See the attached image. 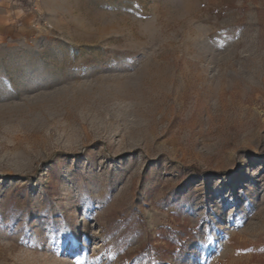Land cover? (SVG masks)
<instances>
[{
  "label": "rangeland",
  "instance_id": "obj_1",
  "mask_svg": "<svg viewBox=\"0 0 264 264\" xmlns=\"http://www.w3.org/2000/svg\"><path fill=\"white\" fill-rule=\"evenodd\" d=\"M0 264H264V0H0Z\"/></svg>",
  "mask_w": 264,
  "mask_h": 264
},
{
  "label": "trees",
  "instance_id": "obj_2",
  "mask_svg": "<svg viewBox=\"0 0 264 264\" xmlns=\"http://www.w3.org/2000/svg\"><path fill=\"white\" fill-rule=\"evenodd\" d=\"M174 237L172 239H170V245L174 246L176 245L177 241L179 240V237L181 238L183 235H185L183 233V231L181 230L180 233H173ZM186 242V241H184ZM185 246V243H179V250H182L183 247Z\"/></svg>",
  "mask_w": 264,
  "mask_h": 264
}]
</instances>
